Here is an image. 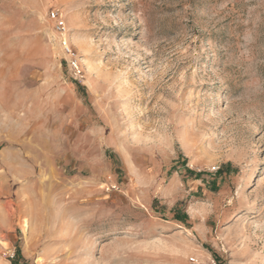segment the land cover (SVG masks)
Returning a JSON list of instances; mask_svg holds the SVG:
<instances>
[{
	"label": "rangeland",
	"instance_id": "1",
	"mask_svg": "<svg viewBox=\"0 0 264 264\" xmlns=\"http://www.w3.org/2000/svg\"><path fill=\"white\" fill-rule=\"evenodd\" d=\"M12 263L264 264V0H0Z\"/></svg>",
	"mask_w": 264,
	"mask_h": 264
},
{
	"label": "built area",
	"instance_id": "2",
	"mask_svg": "<svg viewBox=\"0 0 264 264\" xmlns=\"http://www.w3.org/2000/svg\"><path fill=\"white\" fill-rule=\"evenodd\" d=\"M49 17L55 23V30H56L58 37H59V43H60L61 47L63 48L64 52L66 53V55L69 56L70 63H71V66H72L74 73L77 76L80 75L81 70H80L79 65L77 63V60L75 59L74 54L72 52V48H71L70 42H69L68 37H67V31H66V28L64 25L63 18L59 15L57 10H51L49 12Z\"/></svg>",
	"mask_w": 264,
	"mask_h": 264
},
{
	"label": "trees",
	"instance_id": "3",
	"mask_svg": "<svg viewBox=\"0 0 264 264\" xmlns=\"http://www.w3.org/2000/svg\"><path fill=\"white\" fill-rule=\"evenodd\" d=\"M12 264H14V263H12Z\"/></svg>",
	"mask_w": 264,
	"mask_h": 264
}]
</instances>
